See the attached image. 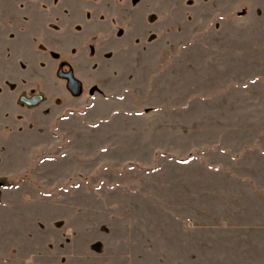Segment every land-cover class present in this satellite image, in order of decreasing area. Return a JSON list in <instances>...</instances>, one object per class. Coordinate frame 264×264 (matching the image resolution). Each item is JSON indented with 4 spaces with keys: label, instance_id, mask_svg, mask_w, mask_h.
I'll use <instances>...</instances> for the list:
<instances>
[{
    "label": "rangeland",
    "instance_id": "rangeland-1",
    "mask_svg": "<svg viewBox=\"0 0 264 264\" xmlns=\"http://www.w3.org/2000/svg\"><path fill=\"white\" fill-rule=\"evenodd\" d=\"M260 2L0 0V264H264Z\"/></svg>",
    "mask_w": 264,
    "mask_h": 264
},
{
    "label": "water",
    "instance_id": "water-1",
    "mask_svg": "<svg viewBox=\"0 0 264 264\" xmlns=\"http://www.w3.org/2000/svg\"><path fill=\"white\" fill-rule=\"evenodd\" d=\"M58 75L66 80V88L68 91L73 94V95H78L79 94V82L77 79L73 76L72 72H61L58 71ZM42 97L41 96H32L30 98H27L25 96H22L20 98V101L25 103L26 105L32 106L36 105L41 101Z\"/></svg>",
    "mask_w": 264,
    "mask_h": 264
},
{
    "label": "crops",
    "instance_id": "crops-1",
    "mask_svg": "<svg viewBox=\"0 0 264 264\" xmlns=\"http://www.w3.org/2000/svg\"><path fill=\"white\" fill-rule=\"evenodd\" d=\"M261 8L264 9V0H261L260 2ZM260 9V8H259ZM263 12V11H262ZM264 13V12H263Z\"/></svg>",
    "mask_w": 264,
    "mask_h": 264
}]
</instances>
